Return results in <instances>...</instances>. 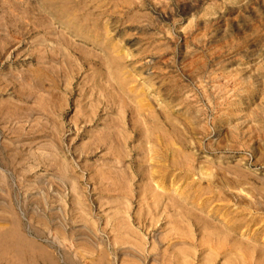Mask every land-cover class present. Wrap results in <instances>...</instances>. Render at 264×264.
<instances>
[{
    "label": "rangeland",
    "instance_id": "1",
    "mask_svg": "<svg viewBox=\"0 0 264 264\" xmlns=\"http://www.w3.org/2000/svg\"><path fill=\"white\" fill-rule=\"evenodd\" d=\"M0 264H264V0H0Z\"/></svg>",
    "mask_w": 264,
    "mask_h": 264
}]
</instances>
